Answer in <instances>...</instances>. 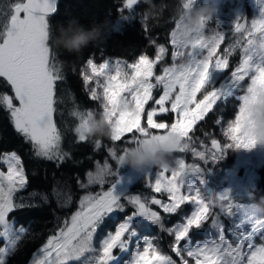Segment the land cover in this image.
<instances>
[{
  "label": "snow or ice",
  "instance_id": "snow-or-ice-1",
  "mask_svg": "<svg viewBox=\"0 0 264 264\" xmlns=\"http://www.w3.org/2000/svg\"><path fill=\"white\" fill-rule=\"evenodd\" d=\"M122 2V12L128 14L121 17L127 19L140 0ZM194 3L195 0H185L184 7L194 6ZM255 4L258 16L249 23L246 17L238 15L227 32L220 30L217 21V29L205 35L209 21H202V34L194 35L175 19L170 33L172 63L164 66L160 74H156L155 68L167 53L164 45H156L154 59L146 54H141L134 62L105 58L96 63L93 58L87 59V71L82 67L80 75L89 98L100 101V115L111 126L110 140L126 145L122 154L127 145L133 143L164 142L171 138L172 154L190 151L207 165L216 164L228 150L254 147V139L245 131L246 106L264 94V0H255ZM8 9L0 12V78L11 86L14 97L0 94V104L10 113L15 131L31 143L37 157L62 162L70 154L61 149L63 135L54 117L57 85L64 76L49 39L52 33L49 16L56 11V0H14ZM143 19L146 21L148 17L143 14ZM229 33L231 42L221 54L218 49L229 38ZM237 49L239 62L225 76L230 57ZM246 80L243 93L236 95ZM90 82L95 86L88 87ZM229 98H234L238 107L234 119L223 128L228 142L221 144L211 138L210 149L202 144L203 150H197L193 143L194 126L204 121L214 106ZM149 102L153 106L146 108ZM169 113L174 117L171 122L154 119L158 114ZM71 115L78 121L73 129L76 141L85 142L88 137L81 130L95 117L94 111H81L77 106ZM145 115L146 126L142 124ZM101 143L97 140L95 146L99 148ZM108 153L116 161L117 170L114 172L107 161L102 166L97 165L95 172L87 173V184L80 187L103 186L108 176H115V181L107 190L82 196L78 209L47 237L31 264H67L70 260L82 261V264H119L118 253L128 252L131 258L127 264H177L152 238L141 235L145 222L173 236L170 248L180 258L179 264H264V219L248 211L254 193H246L247 199L241 200L234 198L230 189L212 191L207 179L211 173L206 175L204 168L186 163L183 157H173L171 169H158L154 178L151 170L145 174L147 186L154 193L167 194V202L155 196L129 194L118 188L122 179L118 161L122 154L118 155L113 147L108 148ZM0 163L7 168V171L0 170V240L4 242L0 246V264H9L29 232L23 226L17 228L15 221L9 218L12 212L25 207L22 198L18 202L16 194L26 187L27 177L22 159L15 151L0 155ZM122 200L134 210L114 231L107 230L97 244L96 235L106 218L125 211ZM186 204L192 206L191 212L168 229H164L160 212L152 208L156 205L163 213L176 214ZM215 208L233 218V227L228 229L231 240L226 238L224 225L213 212ZM209 219L218 230V238L192 246L193 233L201 230ZM245 225H250V229L245 230ZM257 237L260 243H256Z\"/></svg>",
  "mask_w": 264,
  "mask_h": 264
},
{
  "label": "trees",
  "instance_id": "trees-1",
  "mask_svg": "<svg viewBox=\"0 0 264 264\" xmlns=\"http://www.w3.org/2000/svg\"><path fill=\"white\" fill-rule=\"evenodd\" d=\"M153 2L159 7L153 14L147 16L146 21L143 17L142 20L133 19L122 30L116 32L111 30L109 25L118 15L116 10L123 6L122 0L57 1L56 11L49 16L53 33L58 25L72 18L77 19L85 28L92 22L107 25L103 41L96 44L90 43L80 53H69L53 46L64 76V80L57 85L58 103L54 117L63 135L61 149L70 154L62 162L58 159L47 160L37 157L31 143L26 142L23 136L15 131L10 113L0 104V155L3 152L15 151L22 159L27 177L26 187L16 194L18 202L22 198L25 207L12 212L9 218L15 221L16 227L23 226L29 232L20 242L9 264H31L34 254L39 253L47 237L63 226L75 207L74 199L78 198L77 178L82 176L91 165L92 159L96 158L102 149L105 136L88 137L85 142L78 143L73 132L78 123L77 119L71 115L74 107L78 106L79 110L85 111L90 110L94 105L84 90L82 78L78 72L79 65L86 56L94 54L104 53L127 58L129 54L140 49L151 54L153 46L147 42L146 35L153 36L157 41L167 42L180 8L179 0H153ZM147 7L143 3L144 12ZM236 60L235 56L229 67ZM0 94L14 97L11 86L7 85L3 78H0ZM13 103L18 104L15 100ZM158 117L168 121L171 119V114ZM97 140L102 142L99 148L95 146ZM200 162L203 163L201 160ZM0 170H4L2 163H0ZM57 191L62 193L57 194ZM139 193L142 192L139 191ZM69 197L71 199L66 202Z\"/></svg>",
  "mask_w": 264,
  "mask_h": 264
},
{
  "label": "rangeland",
  "instance_id": "rangeland-1",
  "mask_svg": "<svg viewBox=\"0 0 264 264\" xmlns=\"http://www.w3.org/2000/svg\"><path fill=\"white\" fill-rule=\"evenodd\" d=\"M14 2V0H0V12L8 11V5ZM203 3V0H195L194 6H199ZM216 7L217 11L215 16L211 21H209L207 26V31L205 35L211 34L212 31L217 29L216 22H219L220 30H224L227 32L231 27V22L235 20L238 15H242L247 18L248 22L250 20L258 16L259 11L255 4V0H216ZM123 6L118 8L116 11L118 15L114 17L109 25L111 30H116L119 32L122 30L127 23L133 21V19L142 20L144 11H143V0H140V3L136 6L135 10L128 16L127 19L121 17V15H127V11L122 12ZM2 18V17H0ZM241 22H244L243 20ZM175 27V21L173 23L172 30ZM171 30V31H172ZM170 31V33H171ZM231 35L229 33V38H226L225 41L221 44L218 51L222 54L223 49L231 42ZM146 40L150 43L152 47V53L147 54L145 53L144 49H140L135 51L124 58L122 56L116 55H107V54H94L88 55L83 60L82 64L79 65V73L81 68H86V61L88 58H93L96 63L102 62L103 59L107 58L110 60H115L117 58L121 60H126L128 62H134L141 54H146L150 59H154L156 55V45H164L167 48V53L162 61H160L156 68V74H160L161 69L164 66H168L172 63L171 60V51L172 46L170 44V34L167 42L163 43L157 41L153 38V36L146 35ZM155 41V44L152 43ZM239 50L235 52L233 56L230 57V63L236 56V61L229 67L226 72L224 73L225 76L229 75L231 70L235 68V66L239 62ZM82 78V77H81ZM82 80V79H81ZM83 82V80H82ZM94 82H90L88 87H94ZM247 86V80L243 82V85L240 89L236 91V95L242 94L244 88ZM84 90L89 97V92L86 90V87L83 83ZM159 91L156 92V96L158 97ZM93 101V100H92ZM93 106L90 110H93L95 113V117L99 118L100 116V101H93ZM153 106L152 102H149V105H146V108H151ZM237 102L234 98H229L226 102H220L216 106H214L213 111L207 114V118L204 121H201L199 124L194 126L193 135V143L197 150H203L202 144L206 148H211V138H216L218 142L221 144L228 142L227 138L223 135V128L226 127L227 122L229 120L234 119V113L237 110ZM171 114V113H169ZM164 114H158L154 119L156 122H171L173 120V114H171V119L166 120L164 118H159L158 116ZM219 120L221 123H216ZM142 124L146 126V115L142 118ZM13 125V124H12ZM153 132H159L162 130H152ZM131 134H128L127 138H130ZM126 145L124 142H112L109 136L104 137V142L102 144V149L99 155L92 159L91 165L84 171L81 177L77 178V188H79L78 198L74 199V209L70 212L68 219H70L71 215L78 209L79 202L82 196L92 193L96 194L102 190H107L110 187L111 183H113L116 179L115 176H108L105 178L106 182L103 186L99 184L89 185L87 187H80L81 184H87V173L89 171L95 172L97 170V165H103L106 161L109 163L112 170L115 172L117 170V163L116 161L109 155L108 148L113 147L116 149L117 154H122V149ZM131 146V145H127ZM13 151H7L4 153H10ZM173 157H183L186 163H195L202 168L205 169V174H209L208 179V187L210 190L215 192H222L224 189H230L231 193L234 198L246 200V192L250 189L257 191V197L259 194H264V151H262L259 147H254L251 150L245 149H238V150H228L226 155L223 159L219 160L216 164L209 162V164L204 165L200 162L199 158H196L192 155V153H174L172 154ZM4 165V164H3ZM158 169H152L150 175L154 178L155 172ZM7 171L6 165H4V170ZM119 175L121 176V184L118 188L125 189L129 191V194H140L139 191L142 193L140 194L142 197L151 198L155 196L158 199H162L167 202V194L164 193H154L150 187L147 186L148 184V176L140 175L134 173L128 166H121L118 169ZM134 186V187H133ZM62 193V191H57V194ZM69 198L66 199L68 202ZM122 203L125 204V211L123 212H115L110 214L109 217L106 218L105 223L103 226L98 230L96 235V242L98 244L100 238L106 233L107 230L114 231L116 225L121 222L126 215L131 213L134 209L131 205L127 203L126 200H122ZM244 202V201H242ZM153 210L160 212L162 216V223L164 225V229L172 228L176 224L182 222L186 213H190L192 210L191 205H183L180 210L176 214H166L163 213L162 209L159 206L152 205ZM215 214H218L220 222L224 225L225 235L226 238L232 239L231 234L229 233L228 229L233 227V218L228 217L227 215L220 213L219 208L213 209ZM259 218L264 219V213L258 215ZM17 228H19L17 226ZM245 230L250 229V225L244 226ZM141 235H148L152 238L160 247L161 249L171 255L174 260L177 261L179 264V257L175 256V253L171 252L170 244L173 240V236H170L166 230L161 229V227L157 225H148L145 222V229L141 233ZM218 238V230L212 226L211 219L206 222L202 229L198 232L193 233L192 235V246H195L196 243L206 242L211 239ZM3 241L0 240V246L3 245ZM256 243H260L259 237L256 238ZM132 247H135V243L132 244ZM39 255V253L37 254ZM120 260L119 264H127V261L131 258V253H118ZM67 264H82V261L70 260Z\"/></svg>",
  "mask_w": 264,
  "mask_h": 264
},
{
  "label": "clouds",
  "instance_id": "clouds-1",
  "mask_svg": "<svg viewBox=\"0 0 264 264\" xmlns=\"http://www.w3.org/2000/svg\"><path fill=\"white\" fill-rule=\"evenodd\" d=\"M148 7L144 15L153 14L157 8L153 0H143ZM180 8L177 13L178 20L185 28L192 30V34L201 33L202 21H211L215 16L217 7L216 0H203L199 6L184 7L185 0H179ZM106 23L97 24L92 22L85 28L77 19L72 18L64 24L58 25L55 32L50 33L52 46L62 48L69 53H80L90 43L96 44L103 41ZM247 123L245 131L254 141V147L264 151V94L259 95L253 102L246 106ZM81 133L86 137L96 135L111 136V126L101 114L99 118L90 119L86 129ZM173 140L170 138L164 142L133 143L122 154L118 161L119 166H128L134 173L145 175L152 169H171L173 166L172 153L174 150ZM253 147V148H254ZM249 195L255 194L248 204V211L253 215L264 213V194L248 190Z\"/></svg>",
  "mask_w": 264,
  "mask_h": 264
},
{
  "label": "water",
  "instance_id": "water-1",
  "mask_svg": "<svg viewBox=\"0 0 264 264\" xmlns=\"http://www.w3.org/2000/svg\"><path fill=\"white\" fill-rule=\"evenodd\" d=\"M57 1H58V0H56V5H57ZM50 15H51V14H50Z\"/></svg>",
  "mask_w": 264,
  "mask_h": 264
}]
</instances>
